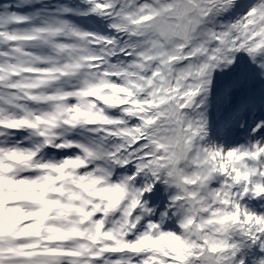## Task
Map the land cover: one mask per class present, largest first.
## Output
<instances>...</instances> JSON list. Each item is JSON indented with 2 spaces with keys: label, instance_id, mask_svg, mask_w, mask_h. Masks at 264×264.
I'll list each match as a JSON object with an SVG mask.
<instances>
[{
  "label": "snow or ice",
  "instance_id": "6c2138e0",
  "mask_svg": "<svg viewBox=\"0 0 264 264\" xmlns=\"http://www.w3.org/2000/svg\"><path fill=\"white\" fill-rule=\"evenodd\" d=\"M0 264H264V0H0Z\"/></svg>",
  "mask_w": 264,
  "mask_h": 264
}]
</instances>
